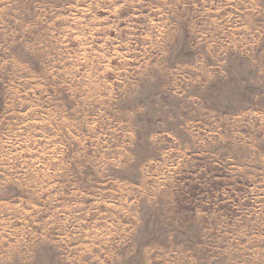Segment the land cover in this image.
I'll return each instance as SVG.
<instances>
[{"label": "rangeland", "instance_id": "obj_1", "mask_svg": "<svg viewBox=\"0 0 264 264\" xmlns=\"http://www.w3.org/2000/svg\"><path fill=\"white\" fill-rule=\"evenodd\" d=\"M0 264H264V0H0Z\"/></svg>", "mask_w": 264, "mask_h": 264}]
</instances>
